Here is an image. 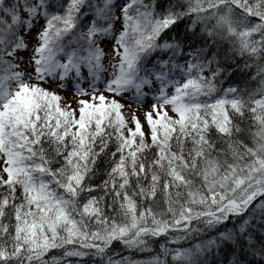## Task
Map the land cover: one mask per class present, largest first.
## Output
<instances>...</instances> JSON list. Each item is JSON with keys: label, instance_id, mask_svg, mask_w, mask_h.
<instances>
[{"label": "snow or ice", "instance_id": "1", "mask_svg": "<svg viewBox=\"0 0 264 264\" xmlns=\"http://www.w3.org/2000/svg\"><path fill=\"white\" fill-rule=\"evenodd\" d=\"M0 264H264V0H0Z\"/></svg>", "mask_w": 264, "mask_h": 264}]
</instances>
